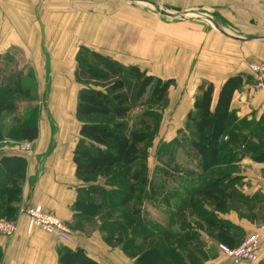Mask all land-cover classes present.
<instances>
[{
	"label": "crops",
	"instance_id": "0c3cea01",
	"mask_svg": "<svg viewBox=\"0 0 264 264\" xmlns=\"http://www.w3.org/2000/svg\"><path fill=\"white\" fill-rule=\"evenodd\" d=\"M153 1L162 16L134 6L128 0H94L84 4L81 0H0V73H24L26 70L32 73V70L35 80L36 75H49L51 79L42 81L47 90L45 100L34 104L38 135L30 141V149L17 150L0 141V160L4 156H19L26 161L18 199L7 203L0 201V216L12 217L19 222L15 235H0V264H57L60 246L80 247L99 264H134L138 253L134 251L130 255L115 246L114 239H104L100 221L97 227L94 223L96 217L91 219L84 215L80 208L82 204L79 208L77 205L87 188L95 185L109 191L113 187L110 186L109 190L103 188L98 183L99 177L87 183L76 177L73 152L80 140L76 105L81 88L75 79L64 75H70L71 67L75 71L74 57L78 45L72 59L65 60L64 52L55 54L56 50L50 51L54 48L53 40L40 30L51 22V15L62 13L63 17L57 18L64 24L72 17L70 9L80 12L86 10L85 6H88V18L97 35L92 44L95 52L123 65L137 66L155 77L174 79L168 89L170 108L167 109L174 111L169 138L184 129L183 122L187 121V113L193 110L200 86L212 84L213 106L225 80L236 75L241 77V84L234 90L229 105L228 131L222 137V141L228 142L223 152L227 157L224 156L215 167L229 172L227 180H223L226 183L230 179L232 196L229 207L221 212L205 201L203 209L213 212L215 219L228 223L227 232L222 234L226 242L238 244L248 234L257 233L258 264H264V159L255 158L264 142V90L255 88L254 77L249 71L251 62L264 61V0ZM198 8L212 11L213 23L206 18H193L190 14L174 17L179 9ZM79 32L77 23L76 34ZM117 43L118 48H115ZM83 44L89 46L88 42ZM101 44L105 49L100 47ZM6 53L12 54L16 61L14 65L2 63L1 58ZM34 82L33 89L39 93V82ZM3 114L0 129L10 141L6 136L14 120ZM194 161L197 165L198 159ZM1 175L0 171V183L3 180ZM157 191L160 195L161 190L157 188ZM88 195L91 198L96 196L93 192ZM177 198L170 202L173 204ZM31 204L41 205L67 223L71 229L70 241L62 243L38 228L28 232L26 217L19 210ZM171 210L177 213L175 206ZM185 210L187 223L194 219L201 224L202 227L198 228L196 222H191L187 229L198 231L206 250L208 238L214 240L218 233L213 227L207 228L200 217L191 215V209ZM219 253L204 264H226Z\"/></svg>",
	"mask_w": 264,
	"mask_h": 264
},
{
	"label": "trees",
	"instance_id": "16d2710c",
	"mask_svg": "<svg viewBox=\"0 0 264 264\" xmlns=\"http://www.w3.org/2000/svg\"><path fill=\"white\" fill-rule=\"evenodd\" d=\"M84 50L87 51L77 52L76 61L78 68L87 76L85 81L89 79L107 83L102 86L104 89L86 88L79 91L76 116L80 121V140L73 152L75 173L78 179L86 183L104 177L105 184L113 188L109 191L95 185L87 188L83 199L77 201L78 208L82 204L80 208L84 215L91 219L98 218L100 230L105 231L104 239H114V245L124 250L126 244H131L132 251L138 252L134 264H203L213 257L199 240L198 231L183 230L185 227L189 228L183 213L186 208L191 209V215L200 217L207 228H214L218 233L215 237L217 242H224L230 247L238 245L239 243L223 240L222 234L228 229V223L215 219L213 212H206L203 203L209 201L214 210L221 212L229 207L232 196L228 184L230 179L223 183L229 172L217 170L215 167L222 162L224 156L227 157L223 152L228 147V142L222 141V137L228 131L229 105L234 90L241 84V77L236 75L225 80L213 106V86L211 83H204L199 87L193 110L187 113V121L193 126L187 142L193 149L194 157L198 159L197 167L205 175H202L200 183L189 189L185 196L177 198L176 202L172 200L177 210L174 219H181L180 225L183 224L178 234L168 227L156 229L152 225L153 220L144 221L136 206L137 202L141 204L143 193L148 191L147 187L150 198L155 190L144 162L146 156L143 148L149 136L144 131L129 130L125 123L119 121L125 117V105L129 100V96L119 93L125 89L126 81L116 79L108 83L111 77L125 69L106 55ZM127 70V77L132 80L131 88L137 91L135 99L147 93L150 102L160 103L174 83L172 78L155 77L137 66H129ZM75 75L79 80V74L76 72ZM20 89L21 73L11 72L3 78L0 83V117L15 109L13 96ZM37 135L36 110L32 109L28 117L14 122L6 138L33 141ZM3 140L6 139L0 129V141ZM255 158L264 159V142ZM25 163V159L19 156L1 158L3 183H0V201L7 203L18 199ZM91 192L96 194L94 198L88 195ZM169 201L171 200H165L166 207H170ZM3 218L14 219L6 216ZM196 226L202 227L200 223ZM128 237L131 239L127 240ZM57 264L99 263L80 247L72 249L60 246Z\"/></svg>",
	"mask_w": 264,
	"mask_h": 264
},
{
	"label": "rangeland",
	"instance_id": "374dc122",
	"mask_svg": "<svg viewBox=\"0 0 264 264\" xmlns=\"http://www.w3.org/2000/svg\"><path fill=\"white\" fill-rule=\"evenodd\" d=\"M81 1H82L81 4H84L94 0H81ZM97 1H101V0H97ZM128 1H130V3H132L134 6H138L139 8L144 7L151 13H155L156 15L159 16L161 15L160 12H158L155 9L154 5L152 4L154 2L153 0H128ZM85 8L86 10L81 9L80 12L76 10L72 12L70 9L69 14L72 17L70 16L71 17L70 20L64 21V24L62 23V20L57 18V17H63L62 13H59L60 15L58 16L51 15V17H53L51 22L48 25H45L44 28L42 27V29L40 30L41 33H47V35L49 34V36L53 40V42L51 43L54 46V48H51L50 51H52L53 49L54 51L56 50L55 54L64 52L65 60L72 59V53L74 50H76L75 48L76 44L78 45L77 52L79 50L87 51L84 49L95 51L93 49L92 44L95 43L94 40L97 39V35L95 34L94 25H92V21H90V19L88 18L89 17L87 11L88 6H85ZM161 9L166 10L163 7H161ZM211 13L212 11H207L200 8L192 9V10L179 9L177 12L174 13L178 17L176 16L174 17L181 18V16L184 15L188 16L190 14V16L193 18L202 17L204 19L206 18L211 20V22L213 23L212 20H214V18L212 17ZM209 14L211 17L209 16ZM77 23H79L80 26V32L78 35L76 34ZM74 28H75V32L73 31ZM43 36L44 34H42V37ZM90 40L93 41L89 42ZM63 41H64V48L62 50L61 46L63 44ZM86 42H88L89 46L83 44ZM98 44L100 45L99 42ZM100 47L104 48V45L101 44ZM115 48H118V43L116 44ZM76 54L74 57V61L76 64L75 71L73 72L71 67L69 70L70 75L65 74L64 77L67 78L71 76L72 79H75L76 82L80 83L81 90L86 88L104 89V87L102 86H104L107 82H101L98 80L95 81L89 79L85 81V79H87V76L84 75L83 71H81L78 68V64L76 61ZM3 56L4 57L1 58L2 63L4 64L10 63L7 66L14 65L16 63L12 54L6 53ZM95 61L97 62V58ZM119 64L125 70L119 71L116 76H113L111 77L110 80H108V83L116 79H123L126 81L125 89L119 91V93L129 96V100L125 105L126 108L125 117L123 119H120L119 121L125 123L126 127L129 130L134 129L136 131L139 130L144 131L145 135L149 136L147 140H145L144 143L145 147L143 148L144 154L146 156L145 159L146 161L144 160V162L146 164V172L148 174V177L149 179H152L153 189L155 190V192L151 196L152 198H150L149 197L150 195H148L149 189L147 187L146 189L148 191L146 190L147 192L143 193L141 204L137 202L136 206L138 207L139 211L143 213L142 215L144 221H147V219L149 221L153 220L152 225H155L156 229H160L161 227L163 228L168 227L174 230L175 232H178V230L182 228L183 224L180 225L182 221L181 219L179 220L174 219V213L171 210L174 207V204H172L169 201L171 205L170 207H166L164 204L165 200L168 199L171 200L172 198L182 197L185 194V192L192 187V185L202 180V175H205V174H201L200 167H197V165L199 164L197 163L196 165L194 161L195 158H194L193 149L190 147V145L187 142L189 136H191V133L193 132V126L187 125L190 124L188 121H186L185 123L183 122L184 129L177 131L176 135L175 136L173 135V138H169L171 133L170 126L173 125V123L170 122V119L172 118V113L174 112L173 109L172 110L167 109V107H169V96H168L169 91L166 92L164 100L160 103L150 102L147 93H144L142 96H138L137 99H135L137 91L135 88H131L132 80L127 77L128 75L127 68L130 65H123L121 63ZM4 67L6 68V66ZM24 68H26V66ZM27 71L28 70H26L24 73H21V89L13 96L15 102V109L12 112H6L3 114V115H7L8 119L10 118L13 119L14 122H16L17 120H22L25 117H28L32 109L36 110L35 108L36 102L45 100L47 90H46V86L45 87L42 86L43 85L42 81L46 82L51 80L50 77H48L49 75H42V77L40 75H36L37 80H35L34 72L31 70L32 73H28ZM15 72L20 73L18 71ZM76 72L79 74V80L76 79V75H75ZM6 75L7 74L0 73V83L3 82V78ZM34 81H36V83L39 82L40 85L39 93H35L33 89L35 83ZM174 107L171 106V108ZM9 140L10 141L13 140L11 142L15 143L16 145H19L23 142L22 140L12 139L10 137ZM157 164H159V166H157ZM153 166L155 168H153ZM103 179L104 177H99L98 183L101 184L103 188L109 190L110 186L106 185ZM157 188L161 190L160 195L158 194V191L156 192ZM191 218L193 217L191 216ZM176 221H178V223ZM191 222L195 223L196 221L193 219L191 220ZM191 222H188V224H191ZM94 223L98 227L97 217ZM175 223H177V226H175L176 225ZM195 224H197V222ZM190 227L191 226H189V228ZM183 230H187V227H185ZM104 232L105 231H102L101 233ZM128 239L131 238L128 237L127 240ZM207 241H208V245L206 249L207 253H209V255L213 257L218 255L219 252L217 251L218 249L217 244L219 242H217L215 238L214 240L208 238ZM126 245L127 246L125 247V252L131 255L133 252L131 249V244L128 243ZM204 246L206 247V244H204ZM221 255L219 253L220 257ZM222 256L226 264H231L224 255Z\"/></svg>",
	"mask_w": 264,
	"mask_h": 264
},
{
	"label": "built area",
	"instance_id": "2783aa9c",
	"mask_svg": "<svg viewBox=\"0 0 264 264\" xmlns=\"http://www.w3.org/2000/svg\"><path fill=\"white\" fill-rule=\"evenodd\" d=\"M206 20L209 22L208 19ZM249 71L254 77L255 88L264 90V61L251 62L249 64ZM3 143L10 148L23 151H27L31 147L30 141H23L19 145L8 140H3ZM19 213L26 217L28 232L34 228H38L43 232L54 235L56 239L62 243L70 241L71 229L68 224L57 215L46 211L41 205H27L26 207H22L19 210ZM18 229L19 222L17 219L0 217V235L11 237L17 233ZM217 248L231 264H258L257 251L259 248V236L257 233L248 234L234 247H230L225 243L220 242L217 244Z\"/></svg>",
	"mask_w": 264,
	"mask_h": 264
},
{
	"label": "water",
	"instance_id": "95a60500",
	"mask_svg": "<svg viewBox=\"0 0 264 264\" xmlns=\"http://www.w3.org/2000/svg\"><path fill=\"white\" fill-rule=\"evenodd\" d=\"M153 4V3H152ZM154 5V4H153ZM162 13H165V14H169V13H166L165 11L161 10Z\"/></svg>",
	"mask_w": 264,
	"mask_h": 264
}]
</instances>
